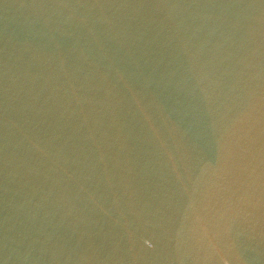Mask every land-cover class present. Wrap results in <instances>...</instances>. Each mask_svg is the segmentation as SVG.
Masks as SVG:
<instances>
[{
	"label": "water",
	"instance_id": "obj_1",
	"mask_svg": "<svg viewBox=\"0 0 264 264\" xmlns=\"http://www.w3.org/2000/svg\"><path fill=\"white\" fill-rule=\"evenodd\" d=\"M0 264H264V0H0Z\"/></svg>",
	"mask_w": 264,
	"mask_h": 264
}]
</instances>
